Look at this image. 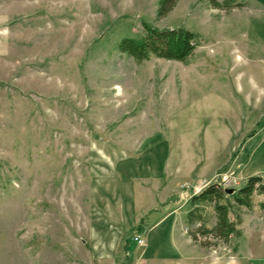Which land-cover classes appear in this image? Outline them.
<instances>
[{
  "label": "rangeland",
  "instance_id": "374dc122",
  "mask_svg": "<svg viewBox=\"0 0 264 264\" xmlns=\"http://www.w3.org/2000/svg\"><path fill=\"white\" fill-rule=\"evenodd\" d=\"M224 2L0 0V264H264L263 194L222 201L227 242L186 223L209 182L264 184V144L246 164L264 139V0ZM144 24L198 46L137 62L118 44Z\"/></svg>",
  "mask_w": 264,
  "mask_h": 264
},
{
  "label": "trees",
  "instance_id": "16d2710c",
  "mask_svg": "<svg viewBox=\"0 0 264 264\" xmlns=\"http://www.w3.org/2000/svg\"><path fill=\"white\" fill-rule=\"evenodd\" d=\"M176 0H159L158 14L164 15L174 5ZM213 1V0H211ZM225 7H229L232 0H224ZM143 35L140 39L124 38L118 44L120 51L127 53L135 61L141 62L150 56L186 62L198 46L197 35L187 29H157L144 24ZM264 195V184L260 176H250L245 183L237 189L227 192L220 181L209 182L196 194L189 197L190 209L186 213L187 225L199 222L195 231H191V237L197 241V236L204 237L212 235L213 238L227 242L231 235H239L236 220L229 219L230 210L236 206L250 208L252 205L251 196L253 192ZM232 196L234 204L222 201ZM211 205L215 215L216 224L213 228L207 229L204 224L202 208ZM264 207V202L261 204Z\"/></svg>",
  "mask_w": 264,
  "mask_h": 264
},
{
  "label": "crops",
  "instance_id": "0c3cea01",
  "mask_svg": "<svg viewBox=\"0 0 264 264\" xmlns=\"http://www.w3.org/2000/svg\"><path fill=\"white\" fill-rule=\"evenodd\" d=\"M264 144V139L251 151V152H249V154H248V156L246 157L247 158V160H246V164L248 165V166H250L251 168H252V170L253 169H255V170H258V169H256V168H253L251 165H250V163H251V160L253 159V156L255 155V153L261 148V146ZM168 217V215H165V216H163L162 218H160L159 220H157V222H155V224H157L161 219H163V218H167ZM154 224V225H155Z\"/></svg>",
  "mask_w": 264,
  "mask_h": 264
},
{
  "label": "built area",
  "instance_id": "2783aa9c",
  "mask_svg": "<svg viewBox=\"0 0 264 264\" xmlns=\"http://www.w3.org/2000/svg\"><path fill=\"white\" fill-rule=\"evenodd\" d=\"M135 241L137 242V244H138L139 246H143V245L145 244L144 238L139 237V236H136V237H135Z\"/></svg>",
  "mask_w": 264,
  "mask_h": 264
},
{
  "label": "water",
  "instance_id": "95a60500",
  "mask_svg": "<svg viewBox=\"0 0 264 264\" xmlns=\"http://www.w3.org/2000/svg\"><path fill=\"white\" fill-rule=\"evenodd\" d=\"M232 189H226L227 192H231Z\"/></svg>",
  "mask_w": 264,
  "mask_h": 264
}]
</instances>
